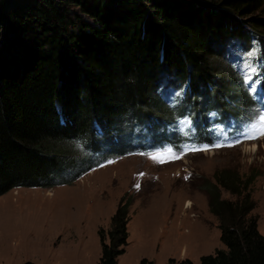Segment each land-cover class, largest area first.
<instances>
[{
	"label": "trees",
	"instance_id": "1",
	"mask_svg": "<svg viewBox=\"0 0 264 264\" xmlns=\"http://www.w3.org/2000/svg\"><path fill=\"white\" fill-rule=\"evenodd\" d=\"M263 6L264 0H0V195L68 182L92 168L87 151H102L101 162L123 145L129 124L159 128L164 139V122L174 113L194 120L199 109L247 113L248 98L221 59L231 42L264 46V19L255 15ZM172 89L177 99L168 110ZM212 179L201 188L224 248L195 264H264V237L251 214L254 174L222 167ZM124 198L110 216L107 241L97 231V264H116L124 252Z\"/></svg>",
	"mask_w": 264,
	"mask_h": 264
},
{
	"label": "rangeland",
	"instance_id": "2",
	"mask_svg": "<svg viewBox=\"0 0 264 264\" xmlns=\"http://www.w3.org/2000/svg\"><path fill=\"white\" fill-rule=\"evenodd\" d=\"M255 15L264 19V6ZM257 48L264 63V46ZM225 49L221 60L231 68L233 79L241 84L251 80L264 88L263 77L253 78L257 67L254 49L246 52L234 42ZM251 112L252 107L241 113L248 114L253 130L263 128L261 134L243 128L250 139L236 142V137L213 142L214 146L198 147L190 138L177 145L170 134L161 139L159 132L144 126L135 128L134 138L129 124L121 138L123 145L115 152L106 150L101 162L97 160L102 151H87L94 162L92 168L68 182L8 190L0 195V264H97V231L101 229L107 241L110 216L121 197L130 199L127 243L116 264H137L140 258L153 264H165L168 258L173 264L181 259L195 264L201 255L224 248L201 188L222 167L235 169L242 177L254 174L249 185L254 201L251 214L264 237V118L258 110ZM118 140L112 137V145ZM220 195L232 198L223 189ZM188 200L191 205L186 208Z\"/></svg>",
	"mask_w": 264,
	"mask_h": 264
},
{
	"label": "bare ground",
	"instance_id": "3",
	"mask_svg": "<svg viewBox=\"0 0 264 264\" xmlns=\"http://www.w3.org/2000/svg\"><path fill=\"white\" fill-rule=\"evenodd\" d=\"M191 205V202L188 200L187 203L185 204V207H189Z\"/></svg>",
	"mask_w": 264,
	"mask_h": 264
},
{
	"label": "clouds",
	"instance_id": "4",
	"mask_svg": "<svg viewBox=\"0 0 264 264\" xmlns=\"http://www.w3.org/2000/svg\"><path fill=\"white\" fill-rule=\"evenodd\" d=\"M200 110V109H199Z\"/></svg>",
	"mask_w": 264,
	"mask_h": 264
}]
</instances>
